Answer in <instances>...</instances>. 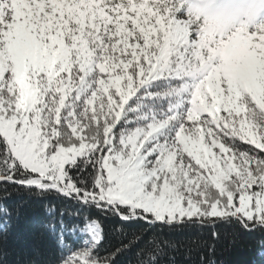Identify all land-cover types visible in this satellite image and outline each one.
<instances>
[{
	"label": "snow or ice",
	"instance_id": "obj_1",
	"mask_svg": "<svg viewBox=\"0 0 264 264\" xmlns=\"http://www.w3.org/2000/svg\"><path fill=\"white\" fill-rule=\"evenodd\" d=\"M43 210L44 248L12 217ZM264 264V0H0V264Z\"/></svg>",
	"mask_w": 264,
	"mask_h": 264
},
{
	"label": "trees",
	"instance_id": "obj_2",
	"mask_svg": "<svg viewBox=\"0 0 264 264\" xmlns=\"http://www.w3.org/2000/svg\"><path fill=\"white\" fill-rule=\"evenodd\" d=\"M43 221V210L36 202L25 203L12 217V232L14 236L20 237L27 242L29 249L33 247L44 248L47 246L48 238L41 227ZM217 258L224 260L226 264H245L250 254L242 248L228 249V240L224 239L218 245Z\"/></svg>",
	"mask_w": 264,
	"mask_h": 264
}]
</instances>
